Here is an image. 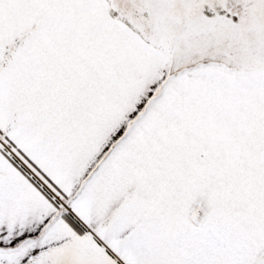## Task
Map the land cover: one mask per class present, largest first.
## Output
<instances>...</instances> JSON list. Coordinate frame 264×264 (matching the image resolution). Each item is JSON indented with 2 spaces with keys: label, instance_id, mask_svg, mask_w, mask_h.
Masks as SVG:
<instances>
[{
  "label": "snow or ice",
  "instance_id": "snow-or-ice-1",
  "mask_svg": "<svg viewBox=\"0 0 264 264\" xmlns=\"http://www.w3.org/2000/svg\"><path fill=\"white\" fill-rule=\"evenodd\" d=\"M0 264H264V0H0Z\"/></svg>",
  "mask_w": 264,
  "mask_h": 264
}]
</instances>
